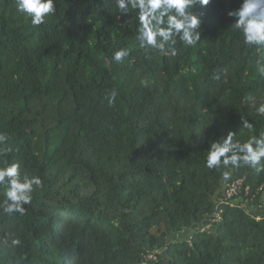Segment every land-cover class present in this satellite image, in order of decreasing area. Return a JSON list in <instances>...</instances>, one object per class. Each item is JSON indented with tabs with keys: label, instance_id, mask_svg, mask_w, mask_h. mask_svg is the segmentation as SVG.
Listing matches in <instances>:
<instances>
[{
	"label": "trees",
	"instance_id": "16d2710c",
	"mask_svg": "<svg viewBox=\"0 0 264 264\" xmlns=\"http://www.w3.org/2000/svg\"><path fill=\"white\" fill-rule=\"evenodd\" d=\"M242 2L197 4L201 39H177L173 55L139 48L137 14L114 0H56L39 26L0 0V132L12 149L0 166L42 179L24 215L0 207V241H21L0 243V264H264V173L206 167L229 132L264 136V48L228 15ZM121 47L133 54L117 63ZM238 179L221 224L202 232Z\"/></svg>",
	"mask_w": 264,
	"mask_h": 264
},
{
	"label": "clouds",
	"instance_id": "9594fccd",
	"mask_svg": "<svg viewBox=\"0 0 264 264\" xmlns=\"http://www.w3.org/2000/svg\"><path fill=\"white\" fill-rule=\"evenodd\" d=\"M119 13L135 12L139 28L135 36L139 48L153 49L161 52L171 49L175 55L174 45L177 39L186 46H194L201 39L199 31L202 24L201 15L194 12L197 4L207 5L209 0H114ZM17 11L26 14L33 26L45 23L46 17L56 12V0H17ZM236 17L231 25L243 36L244 44L249 47L264 48V0H243L236 11L228 13ZM132 51L121 47L112 55L113 61L122 63L125 58L132 56ZM264 72V68L261 69ZM118 93L113 89L107 96L112 105ZM257 114L264 115V104L256 108ZM243 128L252 130L253 124L242 119ZM233 133L212 142L206 158V167L219 169L220 167L238 168L241 165L254 169L257 173H264V136L250 138L245 143L233 142ZM9 137L0 132V155L6 156L12 151L7 147ZM223 179L229 180L231 173L223 172ZM0 185L6 186L4 200L0 207L5 214L18 213L24 215L26 205H30L33 192L42 187L39 176H28L21 170L19 163H5L0 166ZM6 239L0 243L11 246L20 244V239L14 233H7Z\"/></svg>",
	"mask_w": 264,
	"mask_h": 264
},
{
	"label": "built area",
	"instance_id": "2783aa9c",
	"mask_svg": "<svg viewBox=\"0 0 264 264\" xmlns=\"http://www.w3.org/2000/svg\"><path fill=\"white\" fill-rule=\"evenodd\" d=\"M244 188V180L243 179H238V180H233L229 181L226 183L223 191L221 192V195L219 196L218 199V204L212 213V215L209 217L208 223L203 226L201 229L202 232L211 230L214 226H217L221 224L223 216L221 212V206L223 205H228V204H234L237 198L240 196L241 192L243 191ZM248 192V188L246 189ZM163 252H154L151 253L148 256V260H156L158 255L162 254Z\"/></svg>",
	"mask_w": 264,
	"mask_h": 264
}]
</instances>
